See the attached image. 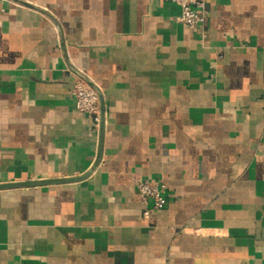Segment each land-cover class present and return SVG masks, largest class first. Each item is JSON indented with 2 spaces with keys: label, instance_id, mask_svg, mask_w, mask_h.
Segmentation results:
<instances>
[{
  "label": "crops",
  "instance_id": "1",
  "mask_svg": "<svg viewBox=\"0 0 264 264\" xmlns=\"http://www.w3.org/2000/svg\"><path fill=\"white\" fill-rule=\"evenodd\" d=\"M207 10L0 0V184L64 180L0 189V264H264V0ZM68 68L102 89L98 163Z\"/></svg>",
  "mask_w": 264,
  "mask_h": 264
},
{
  "label": "built area",
  "instance_id": "2",
  "mask_svg": "<svg viewBox=\"0 0 264 264\" xmlns=\"http://www.w3.org/2000/svg\"><path fill=\"white\" fill-rule=\"evenodd\" d=\"M180 7L178 22L190 28L203 27L208 21L207 3L209 0H166ZM68 74L73 77L71 94L75 100V107L79 112L86 113L93 118L94 126L100 129L102 121V89L92 84L89 77L76 68H68ZM137 190L144 205L143 215L149 218L156 210L163 209L168 204L166 195L167 185L164 181L153 183L147 177H140ZM152 202V206L149 203Z\"/></svg>",
  "mask_w": 264,
  "mask_h": 264
},
{
  "label": "water",
  "instance_id": "3",
  "mask_svg": "<svg viewBox=\"0 0 264 264\" xmlns=\"http://www.w3.org/2000/svg\"><path fill=\"white\" fill-rule=\"evenodd\" d=\"M27 5H29V4H27ZM103 134H104V120L102 117L101 126H100L99 150H98V156H97L96 163H98V161L101 158V154H102ZM90 173L91 172L89 171L86 174H84L83 176L70 178L69 180L70 181H79V180H82V179L88 177L90 175ZM63 181L64 180H60V179H47V180H35V181H24V182H10V183H5V184H0V189L9 188V187H16V186H36V185L54 184V183H61Z\"/></svg>",
  "mask_w": 264,
  "mask_h": 264
}]
</instances>
